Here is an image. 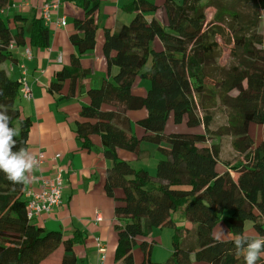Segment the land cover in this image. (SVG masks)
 <instances>
[{
    "label": "trees",
    "instance_id": "trees-1",
    "mask_svg": "<svg viewBox=\"0 0 264 264\" xmlns=\"http://www.w3.org/2000/svg\"><path fill=\"white\" fill-rule=\"evenodd\" d=\"M9 2L0 0V14ZM163 8L164 24L148 21L145 12L157 6L139 1L128 25L105 32L103 52L108 67L117 71L87 92L89 105L80 111L84 120L75 125L85 146L90 135L99 136L109 161L104 191L114 201L113 264H191L192 259L244 264L243 253L234 247L236 235H264V142L255 145L249 132L251 125H264V0H164ZM83 9L69 38L77 56L51 83L56 90L66 79L73 87L79 57L95 45L96 4ZM18 29L12 35L0 16V105L19 132L13 151L28 148L30 130L29 119L14 105L19 82L2 67L11 60L12 44L23 40ZM29 45L48 46V29L41 21L32 24ZM225 54L229 60L223 66L219 60ZM144 80L148 88L134 94V84ZM218 106L226 122L215 127ZM144 109L137 136L128 112ZM172 120L201 127L200 132L166 131ZM223 138L230 139L231 159H221ZM142 140L153 143L159 154L154 176L118 157V151L138 155ZM116 190L121 191L118 197ZM25 193L24 183L14 184L0 173V264H40L60 246V264H75L79 233L64 238L60 231L38 226L35 219L45 213L29 218ZM177 210L183 227L174 229L170 257L153 262L151 233L175 226ZM221 216L232 234L228 240L212 236ZM136 244L141 262L133 258ZM257 264H264V255Z\"/></svg>",
    "mask_w": 264,
    "mask_h": 264
},
{
    "label": "crops",
    "instance_id": "crops-1",
    "mask_svg": "<svg viewBox=\"0 0 264 264\" xmlns=\"http://www.w3.org/2000/svg\"><path fill=\"white\" fill-rule=\"evenodd\" d=\"M48 1L10 0L9 5L0 14L9 24L12 35L15 36L19 31L18 26H21L23 40L21 39L20 44H12L11 60L5 61L2 67L10 78L18 82L24 79L30 88L31 97L25 98L19 84L14 105L30 121L27 150L34 156L43 154L39 167L27 174L25 191H38L43 180L60 172L61 206L54 208L50 213L42 214L35 219V223L46 230L60 231L64 238H71L76 232L79 233L81 242L73 249L75 264H113L116 247L114 201L106 196L104 191L109 161L102 155L99 136L90 135L85 146L83 140L76 135L75 125L84 120L80 111L82 107L89 105L87 92L100 88L102 82L110 80L117 71L115 66L107 65L103 52L105 32L113 33L128 25L135 15L134 7L139 1L157 6L155 12H145V20L155 18L164 24V0H62L58 9L51 14L50 21L45 24L41 19V7ZM85 4H96L94 48L79 57V68L76 69L78 78L73 87H70V79H66L62 87L56 90L51 88V83L56 80L62 69L71 66L73 56H77L69 38L75 32L74 21L84 17ZM62 20L64 25L59 24ZM35 21H41L48 29L47 47L29 45L32 24ZM26 49H29L30 56L25 55ZM138 83L139 81L134 84L133 93L143 95L146 85L143 82L137 85ZM144 116L143 110L139 113L128 112L137 136H140L142 131L136 122ZM257 126L254 124L249 128L253 137L258 135L259 131L264 132V125L262 128ZM142 147L140 145L139 154L159 157L156 149L151 153V148L142 150ZM56 154L60 157L54 158ZM138 155L118 151V157L129 164L136 160ZM120 195L121 191L116 190L115 197ZM178 216L179 218L174 220L175 226L152 231L151 237L154 238L155 244L166 247L163 251H156L153 247L152 261L156 253L162 252L164 256L171 249L174 229L178 228L180 219L183 221L182 215ZM249 234L252 235V232L249 231ZM225 237L224 239L231 238L229 234ZM99 245L104 249L105 258L102 262L99 261ZM62 255L63 248L60 246L40 264H60ZM141 256V252L135 247L134 260L138 262Z\"/></svg>",
    "mask_w": 264,
    "mask_h": 264
},
{
    "label": "clouds",
    "instance_id": "clouds-1",
    "mask_svg": "<svg viewBox=\"0 0 264 264\" xmlns=\"http://www.w3.org/2000/svg\"><path fill=\"white\" fill-rule=\"evenodd\" d=\"M11 117L5 106L0 105V173L4 174L14 184L27 181V174L33 171L38 160L26 148L13 151L19 135L18 129L10 127ZM221 234L226 235L223 230ZM234 247L238 253H243L244 264H257L264 255V235L256 239H247L236 235Z\"/></svg>",
    "mask_w": 264,
    "mask_h": 264
},
{
    "label": "rangeland",
    "instance_id": "rangeland-1",
    "mask_svg": "<svg viewBox=\"0 0 264 264\" xmlns=\"http://www.w3.org/2000/svg\"><path fill=\"white\" fill-rule=\"evenodd\" d=\"M178 1V0H177ZM180 1V0H179ZM228 54L222 55L220 60H219V64L225 66L227 63L228 59ZM226 63V64H225ZM149 65V62L147 63V66ZM143 83H146V89L149 86V82L147 80H144ZM141 110L138 111H133V113H139ZM145 111V109L143 110ZM146 112V111H145ZM215 127H217V125H223L226 122V116H225V112L221 109H219V106L216 107L215 109ZM263 125H258L257 127L262 128ZM201 127H187L183 122L178 123V124H174L173 120L171 122H168V124L166 125L165 130L166 131H171V132H200ZM255 138V139H254ZM251 139L252 141L255 143V145H257V143L259 142H264V132L263 131H259L258 135H253L251 134ZM221 143L223 145V151H222V159H231L233 157V152L230 149V139L229 138H223L221 140ZM140 145H142L143 147L141 148L142 150H146V148H151L152 150L150 151L151 153L154 152V149H156V146L146 140H142L140 142ZM165 145V144H164ZM147 146V147H146ZM158 157L156 158L155 156H151L148 157V155L145 153L143 154H139L137 156V159L134 160L130 166L134 169H145L150 176H154L155 174V168H156V161H157ZM148 168H150L151 170H148ZM178 212L179 210H177L174 213V220L178 219ZM183 220V218H182ZM179 226L178 229L183 227V221L181 222V219L179 221ZM250 225V222H246L245 223V228H247V225ZM221 230H223V232L232 238V234L230 232V230L228 229V227L226 226V224L223 222V216H221L220 220L218 221V223L215 225V227L212 229V236H218L221 240H228V239H224L226 238V235L221 234ZM174 233V232H173ZM152 239H154L152 237ZM137 247V249H139V251H141L140 246L138 244L135 245ZM135 248V247H134ZM154 248H156V251H163V248L166 249V247H162L161 244L156 243L154 245ZM168 250V249H167ZM171 249L169 250V252L167 254H165L164 256H162V252H158L159 254L156 253L155 257H154V261L153 262H165L171 254ZM143 260V256H141V258L139 259V261L141 262ZM191 264H207L205 262H197L194 261L193 259L191 260Z\"/></svg>",
    "mask_w": 264,
    "mask_h": 264
},
{
    "label": "built area",
    "instance_id": "built-area-1",
    "mask_svg": "<svg viewBox=\"0 0 264 264\" xmlns=\"http://www.w3.org/2000/svg\"><path fill=\"white\" fill-rule=\"evenodd\" d=\"M62 0H49L44 3L41 7V19L47 24L50 21L51 14L55 12L60 6ZM61 25H64L63 20L60 21ZM12 47V46H11ZM25 55L30 56L29 49L25 50ZM21 92L23 97L30 98V88L24 79L20 80ZM60 155L56 154L54 158H59ZM38 160L39 167L43 154L39 153L36 156ZM61 189H62V178L61 173L56 172L52 178L43 180L38 191H27L25 193V198L27 200L26 208L28 211V217L37 216L40 213H50L54 208H59L61 206ZM104 249L99 245L98 252L103 253ZM105 256L101 259L104 260Z\"/></svg>",
    "mask_w": 264,
    "mask_h": 264
}]
</instances>
